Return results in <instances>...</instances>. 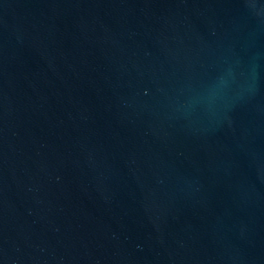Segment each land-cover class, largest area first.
<instances>
[{
    "label": "water",
    "instance_id": "95a60500",
    "mask_svg": "<svg viewBox=\"0 0 264 264\" xmlns=\"http://www.w3.org/2000/svg\"><path fill=\"white\" fill-rule=\"evenodd\" d=\"M0 264H264V0H0Z\"/></svg>",
    "mask_w": 264,
    "mask_h": 264
}]
</instances>
